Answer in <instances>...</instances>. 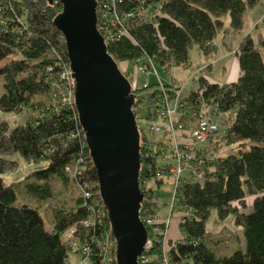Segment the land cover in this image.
Wrapping results in <instances>:
<instances>
[{
	"label": "trees",
	"instance_id": "trees-1",
	"mask_svg": "<svg viewBox=\"0 0 264 264\" xmlns=\"http://www.w3.org/2000/svg\"><path fill=\"white\" fill-rule=\"evenodd\" d=\"M260 4L264 0H115L111 14L123 19L128 33L117 34L119 23L110 26L113 37L107 49L117 63L150 60L167 71L187 63L194 47L208 54L219 32L241 29L245 12ZM60 9V3L47 0H0V62L5 61L0 65V111L26 113V119L15 125L0 120V264H68L69 245L61 235L70 228L75 230L76 241L90 246L91 262L99 264L98 241L110 234L74 98L68 102L64 97L63 88L70 89L61 74L69 62L62 34L53 24ZM138 9L145 10L149 19L137 17ZM227 15L229 27L225 26ZM261 25L256 35L248 33L237 44L240 75L236 81L223 85L199 78L205 97H215L217 111L228 118L220 136L208 141L214 160L204 163L203 178L196 180L185 172L177 187L173 209L180 214V236L168 240L165 252L171 264H264V17ZM194 97L191 92V100ZM140 101L136 98L133 104L135 115ZM138 130L139 183L144 193L140 218L153 241L144 252L147 261L140 264H163L162 236L153 238L145 219L158 209L151 193L160 194L163 176L169 174L172 163L163 162L156 149L166 145L163 141L151 140L140 126ZM145 145L150 147L148 153ZM223 146L233 150L215 154ZM13 156L36 167L27 174L33 180L25 184L36 199L52 197L47 180L57 179L66 188H74L72 201L48 204L50 230L39 207L15 203L14 182L3 184L2 174L18 164ZM163 167L164 175L157 176ZM248 198L251 209L244 211ZM212 211L219 220L233 218L241 229L243 247L219 252L205 240ZM84 221H90L89 225ZM156 225L163 228L164 223Z\"/></svg>",
	"mask_w": 264,
	"mask_h": 264
},
{
	"label": "water",
	"instance_id": "water-1",
	"mask_svg": "<svg viewBox=\"0 0 264 264\" xmlns=\"http://www.w3.org/2000/svg\"><path fill=\"white\" fill-rule=\"evenodd\" d=\"M47 1L61 5L53 24L65 42L74 107L110 223L116 264H140L149 233L140 218L144 193L131 84L97 29V0Z\"/></svg>",
	"mask_w": 264,
	"mask_h": 264
},
{
	"label": "built area",
	"instance_id": "built-area-1",
	"mask_svg": "<svg viewBox=\"0 0 264 264\" xmlns=\"http://www.w3.org/2000/svg\"><path fill=\"white\" fill-rule=\"evenodd\" d=\"M114 6L115 0H97V29L107 45L108 41L113 37L109 30L110 26L114 27L119 23L120 28L117 34L126 35L128 33L125 28L122 27L123 19L121 17L119 18V16L113 12L111 14V9ZM143 11L145 10L138 9L136 11V16L140 17V19H149V14L146 11L145 13ZM126 17L128 18V16H125V18ZM137 64L141 67L143 72L151 71L154 69L155 65L150 60L143 63L139 62ZM169 69L167 72H169ZM61 76L69 85V95L73 96L69 66L62 72ZM154 81L156 83L153 87H149V83H151L150 80L147 79L143 82L140 88L148 89L146 94L138 95V90H134L133 87H131L135 99H141L144 98V95L146 96L143 106L146 110L144 117L151 122L149 123V126H147L148 129L168 134L170 137L171 145L169 144V140H166L167 144H169L167 150L164 148L163 143L161 146L157 147L161 156L163 155L164 157L165 153H169L170 155L169 162L172 163L168 168L169 175L172 178L170 206L173 208L174 195L180 181L182 180L183 174L186 172L189 173L192 178L201 180L205 172L204 163L206 161L209 163L214 160L211 146L208 144V141L214 140L220 136L222 131L220 129L221 125L219 120L222 114L217 111L215 97L212 95L205 97V85L200 84L199 79L195 89L189 93H183L181 87L176 85L172 78L163 81L157 77L152 82ZM165 82L168 83L167 86H165ZM167 89H170V91ZM191 92L195 93L193 100L190 98ZM135 116L137 117V115ZM145 148V152L148 153L150 147L145 145ZM66 170L69 171V173H72L70 168H67ZM164 171L165 167L158 169L156 175L161 177L164 175ZM83 194L86 197L90 196V193L85 189H83ZM145 222L151 227L153 238L157 235L162 236V262L163 264H169V260L165 253L168 249L167 244L169 240L165 231L169 226V220H159L151 217L146 218ZM157 222L164 223L163 228L156 225ZM89 223L90 221L83 222L86 226L89 225ZM74 232V228H70L61 235L62 241L69 245V252L75 253L79 257V262L75 263L71 261L69 256V259L67 260L68 264H82L83 259L85 258H89L91 261L90 246L76 241L74 238ZM110 235L111 234H107L102 241H98L100 242L97 245L100 254L99 264H116L115 243ZM152 242L149 234L145 243V251L152 247ZM147 259L148 257L143 253L139 258V263L146 262Z\"/></svg>",
	"mask_w": 264,
	"mask_h": 264
},
{
	"label": "rangeland",
	"instance_id": "rangeland-1",
	"mask_svg": "<svg viewBox=\"0 0 264 264\" xmlns=\"http://www.w3.org/2000/svg\"><path fill=\"white\" fill-rule=\"evenodd\" d=\"M143 12L145 13V11ZM263 17H264L263 4L257 5L254 8L248 10L244 14V18H243L244 22L241 29H239L236 32L231 30H227L226 33L219 32L216 38L210 43L211 45H213V47L211 48L208 54H204L200 50H198L197 47H194L189 53V58L191 59V62L189 61L183 65H178V66L173 65L170 67L169 72L163 71V69L159 68L156 64L154 65V69H152L149 72H143V70L137 63L129 64L126 62H118L117 64L119 69L124 73L126 78L129 80L131 86L133 88H137V89L139 88L138 95L146 94L148 92V89L140 88L143 82L147 79L150 80L151 82L157 77H159L163 81L169 80L171 78L172 79L177 78L179 81L180 80L186 81V79H190V76H192L193 74L202 73L207 68H208L207 71H212L214 69L213 72L215 74L211 73V75L214 76L215 79L224 80L225 77L228 76L231 72L232 63L234 64L235 69H238L237 65L234 62V54H235L234 50L237 48V44L240 38L248 33H251L253 36L256 35L257 31H259L262 28L261 19ZM224 20H225V26L229 27V22H230L229 15H227L224 18ZM215 48H217V50L220 52H215L216 51ZM222 52L225 56L221 57L222 60L220 59L219 61H216L217 59L216 57ZM209 60H212L214 66H211L212 65L211 63L208 64ZM4 62L5 61L0 62V65L3 64ZM195 64H199L196 69L194 68ZM63 91H64V97H66L68 102L69 100L73 99V97L69 95L70 92L68 88L67 89L63 88ZM48 97L44 98V96H42L40 97V99H48ZM145 98L146 96L144 95L142 101L139 102V104L142 103V105L140 104V106L137 109V117H136L137 125L145 130L148 138H150L151 140L163 141L166 144L164 145V148L167 150L169 144L171 145L169 135L163 134L162 132L159 131H151L147 127L151 122L150 120L144 117L146 113L145 107L143 106V103H145L144 101ZM227 118H228V114L223 113L221 115L219 120L221 125L220 128L221 130H223V128L226 126ZM25 119H26V113L14 114V113H6L0 111V120L7 121L9 125H15L16 123L23 122ZM166 140H169V144H167ZM156 149H158V147ZM231 150H233V147L223 146L218 151H216L215 154L225 155ZM10 158L15 160L16 157L13 156ZM16 159L18 160V164L15 167V169L11 171H7L2 174L3 184L8 185L14 182L13 188L17 193V198L15 203L20 204L23 202H29L31 205L39 207V211L45 223V228L47 230H50L51 208L48 204L55 203L57 201H61L65 199H67L69 202L72 201L73 192L70 190L73 187L70 186L66 188L57 179L47 180L50 184V187L53 190L52 197L46 200L36 199L35 197H33L28 193V190H26L25 187L26 186L25 184L33 180L32 176L31 175L27 176V174L36 167H34V165L32 164H27L25 161H23L18 157ZM169 159H170L169 153H165L164 157L161 158L163 162L169 161ZM40 182L42 181L40 180ZM151 183L153 187H156L154 181H152ZM150 184L145 183V186L148 187V185ZM171 191H172V178L169 174H166L165 176H163V183L161 186L160 194L156 195V193H151V196L153 198H157V199L162 198L166 200V203H160L158 209H156L155 212L152 213L151 215H147L146 218L152 217V218H157L159 220L168 219L169 226L166 229L165 233L166 236H168V238L171 239L172 241L176 239L178 236H180L178 229V221L180 214L177 210L171 208L170 206ZM250 209H251V199L248 198L246 201V208L244 209V211H249ZM171 231H174V236L170 234ZM206 232H207V236L205 240L209 242V244L213 245V247H215L216 250H218L219 252L230 253L236 247L244 246V239L241 229L240 227L234 225L233 218L230 216L225 218L224 220H219L217 218L215 211H212L206 224ZM169 243L167 244V247ZM70 259L72 262L75 263L79 262V257L77 256V254L72 252L70 253ZM82 264H92V262L90 261L89 258H85L83 259ZM169 264L171 263L169 262Z\"/></svg>",
	"mask_w": 264,
	"mask_h": 264
},
{
	"label": "crops",
	"instance_id": "crops-1",
	"mask_svg": "<svg viewBox=\"0 0 264 264\" xmlns=\"http://www.w3.org/2000/svg\"><path fill=\"white\" fill-rule=\"evenodd\" d=\"M236 48V47H235ZM216 50V51H215ZM215 52H220L217 50V48H215ZM236 50V49H235ZM234 50V51H235ZM225 55L223 54V52L221 54H219L216 58V61H219L221 59V57H224ZM222 60V59H221ZM191 62V59L189 60ZM188 61V62H189ZM216 61H213V62H216ZM234 62L235 64L237 65V68L238 69H235L234 67V64L232 63V68H231V72L228 76L225 77L224 80H217L214 78V76L211 75V73H214V69L212 71H207V69H205V71H203L202 73H199V74H193L192 76H190V79H186V81H183V80H178L177 78H174V81L176 82V85H180L181 89H182V92L183 93H189L190 91H192L193 89H195V87L197 86V83H198V79L200 77H204L206 78L209 82H213V83H219V84H225V83H230V82H234L237 80L238 76L240 75V70H239V66H238V63H237V57L236 55L234 54ZM212 64L211 66H214L212 63V60H209L208 61V64ZM191 64V63H190ZM192 65V64H191ZM199 64H195L194 65V68L196 69L198 67ZM214 68V67H213ZM209 73V74H208ZM215 74V73H214ZM213 74V75H214ZM178 82V84H177ZM182 83V84H181ZM158 200V203H166V200L162 199V198H159L157 199ZM171 235L174 236V231H171L170 233Z\"/></svg>",
	"mask_w": 264,
	"mask_h": 264
}]
</instances>
